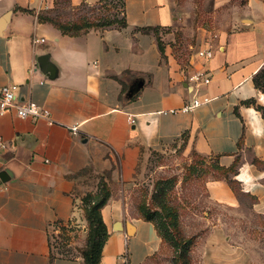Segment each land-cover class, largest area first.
Wrapping results in <instances>:
<instances>
[{
  "label": "crops",
  "instance_id": "1",
  "mask_svg": "<svg viewBox=\"0 0 264 264\" xmlns=\"http://www.w3.org/2000/svg\"><path fill=\"white\" fill-rule=\"evenodd\" d=\"M118 1L112 25L67 36L43 20L56 0H0V88L16 85L18 101L49 113L0 116V264H83L81 248L64 244L84 240L80 199L103 185L99 264H147L162 240L134 199L150 156L172 147L223 168L238 158L233 180L264 214V0ZM207 49L210 60L197 56ZM196 71L210 82L188 83ZM204 98L188 113H156ZM204 191L213 203L239 202L223 180ZM59 223L73 230L54 248Z\"/></svg>",
  "mask_w": 264,
  "mask_h": 264
},
{
  "label": "rangeland",
  "instance_id": "2",
  "mask_svg": "<svg viewBox=\"0 0 264 264\" xmlns=\"http://www.w3.org/2000/svg\"><path fill=\"white\" fill-rule=\"evenodd\" d=\"M104 1L93 6L71 7L69 0H56L52 11L60 23L80 26L77 32L84 34L109 26L121 17L118 0ZM191 156L184 153L183 147H172L149 158L143 187L134 203L162 211L159 215L168 237L163 238L160 231L162 245L147 264H264V214L255 213L250 198L239 191L236 206L211 202L204 183L213 178L229 179L231 173L218 171L217 160ZM157 183L162 185L161 195L155 192ZM153 195L166 206L152 202ZM168 208L176 215L174 226L163 211ZM71 239L64 244L65 251L70 253L73 248L83 247L84 240L79 235ZM186 245L188 250L184 252Z\"/></svg>",
  "mask_w": 264,
  "mask_h": 264
},
{
  "label": "trees",
  "instance_id": "3",
  "mask_svg": "<svg viewBox=\"0 0 264 264\" xmlns=\"http://www.w3.org/2000/svg\"><path fill=\"white\" fill-rule=\"evenodd\" d=\"M57 15H53L52 17H48V18H44V21L49 22L51 25H53L56 29H58L61 34L63 35H67V36H79L82 34H79L77 31L80 29V26H72L71 24H63L60 23L57 19ZM112 24H109V26ZM160 47V45H159ZM262 112V116L264 118V108L261 109ZM192 159H199V160H203L205 158H201L195 155L191 156ZM216 160V159H213ZM237 167H238V161L235 160V162L228 168H222L220 166H216L218 171H224L225 173H231V177L228 179L227 177H224V179L221 178H213V179H219V180H223L225 182H227V184H229V186L232 188V190L235 192L236 196H237V192H241L239 190L238 184L236 181L233 180V177L235 176L236 172H237ZM158 184V183H157ZM158 189L156 188L155 192H157L156 194L159 193V195H161L162 191L161 190V186L160 184L157 185ZM158 190V191H157ZM158 196L153 195V201L152 202H161L162 200L159 201V198L157 199ZM109 198V192L106 188L105 185H103L99 191H97V193L95 194H91V193H87L86 195H84L81 199H80V209L82 210L83 213V217L86 223L85 226V238H84V245L83 247L80 249L79 253L82 257L83 260V264H99L100 262V256H101V249L104 245V242L106 240V236H107V232H106V228L102 222L101 219V214H100V210L101 208L105 205L106 201ZM156 199V200H155ZM158 205V204H157ZM160 205V204H159ZM162 206H166L165 204H161ZM166 211V214L168 216H170L171 218V225L174 226V220L176 218V215L174 213L173 210H171L170 208H168V210H164ZM138 212L139 215L142 219H144L145 221L148 222H152L156 229L157 232L160 233V231H162V237L167 238L168 235H166L165 232V223L164 221H161V217L160 215L162 214V211H155V210H151L150 208H148L146 205H144V203L142 204H138ZM160 214V215H159ZM59 226V230H60V234L58 236H52V244L53 247L55 248V243L59 242L58 240L61 238V236H63L67 229L68 231H72V227L69 225L68 228H66L65 226H63L61 223L58 224ZM187 245L190 244V241H188L186 243ZM186 245V247L184 248V252H187L188 250V246ZM62 256H68V253H65L63 251H61ZM52 256H51V260H52Z\"/></svg>",
  "mask_w": 264,
  "mask_h": 264
},
{
  "label": "built area",
  "instance_id": "4",
  "mask_svg": "<svg viewBox=\"0 0 264 264\" xmlns=\"http://www.w3.org/2000/svg\"><path fill=\"white\" fill-rule=\"evenodd\" d=\"M43 40L34 39L33 43H39ZM197 56L203 60H210L213 56L212 51L202 50L197 52ZM188 83L195 85H207L210 82L209 75L202 71H196L189 74L186 77ZM17 86L13 84L5 85L0 88V116L6 113H13L19 119H45L49 120V113L45 109H41L35 103L32 102H20L16 98ZM209 100L204 98L203 100L194 99L189 104L182 106L180 109L161 110L156 112L160 115H173L177 113H188L193 109L200 106L202 103H206ZM129 122L134 121L129 118ZM73 135L77 134V127L71 128ZM6 148V144L0 138V152Z\"/></svg>",
  "mask_w": 264,
  "mask_h": 264
},
{
  "label": "water",
  "instance_id": "5",
  "mask_svg": "<svg viewBox=\"0 0 264 264\" xmlns=\"http://www.w3.org/2000/svg\"><path fill=\"white\" fill-rule=\"evenodd\" d=\"M3 22H4V20H1V21H0V30H1L2 26H3ZM40 60H41V58L38 59V62H39V63H40ZM6 174H7L6 172H1V173H0V180H1V181H5V180L7 179Z\"/></svg>",
  "mask_w": 264,
  "mask_h": 264
}]
</instances>
